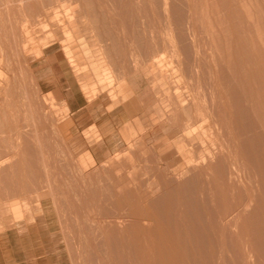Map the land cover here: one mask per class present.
<instances>
[{
	"label": "rangeland",
	"instance_id": "obj_1",
	"mask_svg": "<svg viewBox=\"0 0 264 264\" xmlns=\"http://www.w3.org/2000/svg\"><path fill=\"white\" fill-rule=\"evenodd\" d=\"M263 126L264 0H0V264H264Z\"/></svg>",
	"mask_w": 264,
	"mask_h": 264
},
{
	"label": "bare ground",
	"instance_id": "obj_2",
	"mask_svg": "<svg viewBox=\"0 0 264 264\" xmlns=\"http://www.w3.org/2000/svg\"><path fill=\"white\" fill-rule=\"evenodd\" d=\"M21 1V0H20ZM39 3V2H38ZM40 4H41V2H40ZM174 6V5H173ZM12 7H14V8H17V7H15V5H12ZM30 7H31V5H30ZM35 7V6H34ZM3 8V7H2ZM18 8H19V6H18ZM14 9L16 12H17V10L19 11V9ZM22 8V7H21ZM40 8V7H39ZM23 9V8H22ZM5 10V9H4ZM31 10V9H30ZM176 10V9H175ZM6 11V10H5ZM9 11H12V12H14L13 11V9L11 10H9ZM9 11H8V13H9ZM4 12V11H3ZM15 12V13H16ZM25 12V11H24ZM5 14L4 15H6V14H8L7 13V11L6 12H4ZM15 13H14V15H15ZM44 14V13H43ZM10 15V14H9ZM8 15V16H9ZM11 15H12V13H11ZM10 15V16H11ZM14 15H12V16H14ZM16 15H18V13L16 14ZM15 15V16H16ZM166 15V14H165ZM11 16V17H12ZM13 17V18H15L16 19V17ZM40 16V15H39ZM43 16V15H42ZM195 16V15H194ZM2 17V16H1ZM10 17V18H11ZM41 17V16H40ZM12 18V20H14ZM42 18V17H41ZM239 18V17H238ZM3 19V18H2ZM246 19V18H245ZM11 20V21H12ZM31 20V19H30ZM6 22V21H5ZM12 23V22H11ZM252 24V23H251ZM245 25V24H244ZM233 26V25H232ZM6 27V26H5ZM244 27V26H243ZM251 27V26H250ZM193 28V27H192ZM238 28V27H237ZM21 29V28H20ZM249 29V28H248ZM14 30V29H13ZM23 30V29H22ZM15 31H17V29H15L13 32H15ZM74 31V30H73ZM12 32V31H11ZM12 32V33H13ZM29 32H31L30 30H29ZM250 32V31H249ZM248 32V33H249ZM16 33V32H15ZM26 33H28L27 31H26ZM66 33V32H65ZM246 33V32H245ZM18 35H20V34H18ZM16 37V36H15ZM22 37V36H21ZM69 37V36H68ZM248 37V36H247ZM246 38V37H245ZM218 42V41H217ZM21 43V42H20ZM19 43V44H20ZM191 43V42H190ZM245 44V43H244ZM247 44V43H246ZM250 44H251V40H250ZM21 46V45H20ZM246 46V45H245ZM192 47V46H191ZM65 48V47H64ZM183 48V47H182ZM241 48V47H240ZM71 49V48H70ZM204 49V48H203ZM249 49V48H248ZM2 50V49H1ZM72 50V49H71ZM244 50V49H243ZM247 50V49H246ZM26 51V50H25ZM193 51V50H192ZM214 51V50H213ZM251 51V50H250ZM72 51H68V49H67V55H68V57H69V61H70V63H72L73 64V62H75L76 60L75 59H73L74 57L71 55L72 53H71ZM246 52V51H245ZM244 53V52H243ZM175 54V53H174ZM4 55V54H3ZM19 56V55H18ZM206 56V55H205ZM24 57V56H23ZM208 58V57H207ZM26 59V58H25ZM24 59V60H25ZM154 59H156V58H154ZM5 61V60H4ZM160 61V60H159ZM162 61V60H161ZM25 62H27V61H25ZM82 63V62H81ZM158 63V62H157ZM161 64H159V66H160ZM73 66V65H72ZM76 66V65H75ZM108 67V66H107ZM220 67V66H219ZM78 68V67H77ZM102 68L104 69V70H102ZM102 68L100 67L99 69H101L102 71L101 72H98V71H96V73L95 74H97V76H101V75H105V76H109L110 77V74H111V71L109 72V69L107 68V69H105L103 66H102ZM75 69V68H74ZM49 70V69H48ZM77 70V69H76ZM50 71V70H49ZM48 71V72H49ZM114 74V73H113ZM165 75V74H164ZM96 76V75H95ZM104 76V77H105ZM102 77V76H101ZM114 77V76H113ZM112 78V77H111ZM110 78V79H111ZM106 79V78H105ZM108 79V78H107ZM204 80V79H203ZM100 81H101V79H100ZM108 82H110V81H108ZM85 88H87V86H84ZM83 87V88H84ZM165 87V86H164ZM167 88V87H166ZM166 88H164V89H166ZM123 92V91H122ZM93 93L95 94V92L93 91ZM225 93V92H224ZM88 94H90V93H88ZM94 94H93V96H94ZM173 95H175V94H173ZM237 95V94H236ZM252 96V95H251ZM208 97V96H207ZM47 98V97H46ZM223 98V97H222ZM99 99V98H98ZM104 99V98H103ZM119 99V98H118ZM92 101V100H91ZM190 101H191V99H190ZM187 102H188V98L186 97V96H180L178 99H177V101H176V103L174 104L175 105V107L173 108V111H172V113H174V115H176V116H178V113H179V116H180V114L182 113L181 111H180V109H182V111H183V113H184V118L182 117V120L180 121L179 120V118L177 117L176 118V121L174 122V124H175V127H174V129H175V134H176V136H175V138L173 139V138H171V139H173L172 141H174L176 144H177V142H183L184 140V138H192V135H196L197 133H196V129L197 128H200V127H198V125L199 124H201V127H202V125L208 120V118H209V116L208 115H206L204 112H201L200 114H199V117H197V116H195L193 113H192V109H191V106H189V108H184L185 106H186V104H187ZM191 103V102H190ZM227 103V102H226ZM161 104V103H160ZM50 105V104H49ZM171 105H173V104H171ZM196 105V104H195ZM187 106H188V104H187ZM43 107V106H42ZM196 107V106H195ZM44 108H45V106H44ZM168 108V107H167ZM166 108V109H167ZM198 108H200V106L199 107H197V109ZM243 108V107H242ZM196 109V110H197ZM203 109V108H202ZM45 110H46V108H45ZM199 110V109H198ZM229 110V109H228ZM44 111V110H43ZM167 111V110H166ZM200 111H202V110H200ZM203 111H204V109H203ZM199 113V112H198ZM232 113V112H231ZM167 115V114H166ZM169 115V114H168ZM170 117V116H169ZM259 117V116H258ZM53 118V117H52ZM166 118V117H165ZM53 120V119H52ZM51 120V121H52ZM55 121H57V120H55ZM54 121V122H55ZM167 123V122H166ZM184 123V124H183ZM180 124H182V126L180 125ZM53 125V124H52ZM54 126V125H53ZM264 127V126H263ZM54 128V127H53ZM173 128V127H172ZM205 129V128H204ZM196 130V131H195ZM235 130V129H234ZM184 131V133H183V135H181L180 136V134L182 133ZM36 132H37V130H36ZM173 132H174V130H173ZM202 132V131H201ZM204 132H207V131H204ZM220 132V131H219ZM247 132V131H246ZM205 135V134H204ZM212 135V134H211ZM223 135V134H222ZM182 137V138H181ZM184 137V138H183ZM207 138V137H206ZM210 139V138H209ZM213 140H215V138L213 139ZM171 141V142H172ZM203 141V140H202ZM201 141V142H202ZM212 141V140H211ZM237 141V140H236ZM205 142V141H204ZM203 142V143H204ZM227 142V141H226ZM199 144V143H198ZM244 144V143H243ZM248 144V143H247ZM200 145V144H199ZM235 145V144H234ZM167 148V147H166ZM185 148V147H184ZM126 150V149H125ZM167 150V149H166ZM208 151V150H207ZM244 151V150H243ZM246 151V150H245ZM157 152H158V150H157ZM183 153H185L184 152V150L182 151ZM234 152V151H233ZM247 152V151H246ZM159 153V152H158ZM161 153V152H160ZM249 153V152H248ZM118 154H120V153H114L113 155H111L110 156V158L108 159V162L107 163H109L111 166H113V162H114V160H117V159H119L120 158V156L118 155ZM186 154V153H185ZM221 154V153H220ZM231 154V153H230ZM226 155V154H225ZM237 155V154H236ZM186 156V155H185ZM218 156V155H217ZM245 156H246V154H245ZM163 157V156H162ZM225 157V156H224ZM244 157V156H243ZM187 158V157H186ZM205 158V157H204ZM226 158V157H225ZM232 158V157H231ZM153 159V158H152ZM156 159H158V158H156ZM160 160V159H159ZM158 160V161H159ZM183 160V159H182ZM196 160V159H195ZM238 160V159H237ZM156 161V160H155ZM157 161V162H158ZM186 161H187V159H186ZM247 161V160H246ZM154 162V161H153ZM160 162V161H159ZM192 162V161H191ZM200 163V162H199ZM225 163V162H224ZM159 164V163H158ZM161 164V163H160ZM168 166L167 167H164V169H163V171H167L168 170V168H170L169 166H173V164L170 162V163H166ZM215 164V163H214ZM226 164V163H225ZM236 164V163H235ZM163 165V164H162ZM187 165V164H186ZM231 165V164H230ZM229 165V166H230ZM227 166V165H226ZM232 166H235V165H232ZM237 166H239L238 164H237ZM135 167V166H134ZM166 168H167V170H166ZM190 168V167H189ZM199 168H200V165H199ZM207 168V167H206ZM230 168V167H229ZM235 168H236V166H235ZM238 168V167H237ZM49 169V168H48ZM175 169V168H174ZM173 168H172V171H175ZM220 169V168H219ZM223 168H221V170H222ZM162 170V168L160 167V171ZM242 170V169H241ZM255 170V169H254ZM168 171H170V169L168 170ZM188 171H190L189 169H188ZM205 172V171H204ZM218 172V171H217ZM174 173V172H173ZM189 173V172H188ZM219 173V172H218ZM225 173V172H224ZM237 173L239 174V172H236V170H233V168L231 167L230 168V170H229V172H228V179H229V182H230V186H232L233 187V189L235 188V184L237 183V181H238V176H237ZM170 174H172V173H170ZM202 174V173H201ZM204 174V173H203ZM202 174V175H203ZM241 174V173H240ZM208 175V174H207ZM225 176H227V174L225 175ZM241 176V175H240ZM180 177H181V175H180ZM183 177V176H182ZM203 177V176H202ZM206 177V176H205ZM211 177V176H210ZM179 178V177H178ZM204 179V178H203ZM202 179V180H203ZM171 180V179H170ZM195 180V179H194ZM172 181V180H171ZM213 182V181H212ZM229 182H228V185H229ZM239 182V181H238ZM204 183V182H203ZM203 183H202V185H203ZM206 184V183H205ZM204 184V185H205ZM214 185V184H213ZM207 186V185H206ZM253 186V185H252ZM213 187V186H212ZM245 187V186H244ZM238 188V187H237ZM247 188V187H246ZM252 188V187H251ZM254 188V187H253ZM216 189V188H215ZM201 190V189H200ZM213 190V189H212ZM236 190V189H235ZM247 190V189H246ZM209 191V190H208ZM215 191V190H214ZM227 191V190H226ZM244 191V190H243ZM256 191V190H255ZM201 192H202V190H201ZM203 192H204V190H203ZM202 192V193H203ZM206 192V191H205ZM204 192V193H205ZM153 193V192H152ZM152 193H150L149 191H141L140 190V192H138L134 197H135V199H137L136 201H141V200H143V201H146L147 202V200H149L150 199V197H153L152 195ZM203 193V194H204ZM212 193V192H211ZM250 193V192H249ZM199 194H200V191H199ZM202 194V195H203ZM208 196V195H207ZM247 196H248V194H247ZM201 197V196H200ZM239 197V196H238ZM246 198V197H245ZM116 199V198H115ZM135 199H134V201H135ZM194 199H196V198H194ZM133 200V199H132ZM151 200V199H150ZM191 200V199H190ZM131 201V200H130ZM129 200H124V204L125 205H131V203H129L130 202ZM142 202V201H141ZM252 202H253V198H252V196H248V198L247 199H243V198H237V200L236 201H234V204H233V207H230L222 216L220 215V224L222 225V227H228V226H231V225H234L235 224V226H236V224L238 223V221H239V219L241 218V216L245 213V212H247L250 208H251V206H252ZM233 203V202H232ZM134 204V203H133ZM132 204V205H133ZM115 205V204H114ZM120 205V204H119ZM118 205V206H119ZM139 205V204H138ZM144 205V204H143ZM143 205H142V208H144L143 207ZM166 205V204H165ZM173 205V204H172ZM136 206V205H135ZM180 206V205H179ZM215 206V205H214ZM130 207V206H129ZM171 206H169V208H170ZM123 208V207H122ZM126 208H128V207H126ZM133 207H131V209H132ZM134 208H136V207H134ZM218 209V208H217ZM133 210V209H132ZM147 210V209H146ZM219 210V209H218ZM104 211V210H103ZM250 211V210H249ZM113 213V212H112ZM131 213V212H130ZM133 213V212H132ZM145 213H146V211H145ZM144 212H141L140 211V209L138 210V212L136 213V214H133V218H134V221L133 222H131V227H132V229H134L135 231H136V233L137 232H139V231H143L144 230V228L147 226V223H145V222H147V216H146V214H145ZM210 214V213H209ZM106 215V214H105ZM121 214H119V218L121 217L120 216ZM213 214L211 213V215L210 216H212ZM216 215H218V214H216ZM251 215V214H250ZM115 216V215H114ZM123 216V215H122ZM213 216H215V215H213ZM111 217V216H110ZM116 217H118V216H116ZM126 217H129L128 215H126ZM189 217V216H188ZM217 217V216H216ZM116 219L115 217L114 218H112V220L110 221L111 222V224H117V225H126V222L128 221V218H127V221H120V219ZM122 219H123V217H121ZM125 218V217H124ZM167 218V217H166ZM213 218V217H212ZM33 219V218H32ZM214 219V218H213ZM124 220H126V219H124ZM214 220H216V218L214 219ZM214 220H210L211 221V223H209L208 221V223L209 224H211L212 225V222L214 223L215 221ZM218 220V219H217ZM171 221V220H170ZM99 222V221H98ZM166 222V221H165ZM217 222V221H216ZM219 222V221H218ZM219 224V225H220ZM247 224H248V222H247ZM219 225H217V226H219ZM213 226H216V225H213ZM125 227H127V228H125ZM167 227H170V226H168L167 225ZM207 227H209V226H207ZM211 227V226H210ZM238 227V226H237ZM94 228V227H93ZM180 228V227H179ZM214 228V227H213ZM119 229V234H122V236H124L123 235V233L124 232H126V231H128L129 229H128V226L126 225V226H124V229L123 230H121L120 228H118ZM128 229V230H127ZM168 229V228H167ZM220 229H221V227H220ZM210 230H213V232L215 233V232H217V231H215V229H212V228H210ZM209 230V234H210V231ZM219 230V229H218ZM252 230V229H251ZM222 231V230H221ZM256 231V230H255ZM206 232V231H205ZM220 232V231H219ZM222 233V232H221ZM255 233V232H254ZM116 234V233H115ZM205 234V233H204ZM259 234V233H258ZM93 235V234H92ZM206 235V234H205ZM204 235V236H205ZM213 234L211 233V236H212ZM216 235V234H215ZM215 235H213L214 236V239H216L215 241H217L218 239L217 238H215ZM119 236V235H118ZM168 236V235H167ZM218 236V235H217ZM255 236V235H254ZM126 237V236H125ZM143 237V236H142ZM181 237V236H180ZM208 237H209V235H208ZM257 237V236H256ZM124 237H121V239H120V243H122V244H124L125 243V240L123 239ZM127 238V237H126ZM132 238V237H131ZM137 238V237H136ZM206 238V237H205ZM98 239V238H97ZM207 239V238H206ZM213 239V238H212ZM130 240V239H129ZM202 240V239H201ZM208 240H211V237L210 238H208ZM220 240V239H219ZM223 240V239H222ZM133 241V240H132ZM131 241V242H132ZM134 241H136V240H134ZM156 241V240H155ZM214 241V240H213ZM212 241V242H213ZM214 241V242H215ZM206 242V241H205ZM225 242V241H224ZM233 242V241H232ZM128 243V242H127ZM135 243H137V242H135ZM135 243H133V244H135ZM171 243V242H170ZM191 243H195L194 241L193 242H191ZM207 243V242H206ZM215 243H217V244H219L218 243V241L217 242H215ZM256 243V242H255ZM263 243V242H262ZM129 244V243H128ZM144 244V243H143ZM174 244V243H173ZM209 244V243H208ZM167 245V244H166ZM193 245V244H192ZM203 245V247L205 246V244H202ZM220 245V244H219ZM222 245V244H221ZM220 245V248L222 247ZM120 246H121V244H120ZM129 246V245H128ZM199 246V245H198ZM209 246V245H208ZM216 246V245H215ZM257 246V245H256ZM127 247V246H126ZM134 247V246H133ZM195 247V246H194ZM193 247V248H194ZM210 247V246H209ZM121 247H119L118 249H120ZM158 248V247H157ZM174 248V247H173ZM192 248V249H193ZM202 248V247H201ZM211 248V247H210ZM218 248V247H217ZM123 249V248H122ZM127 249V248H126ZM195 249V248H194ZM197 249V248H196ZM200 249V248H199ZM204 249V248H203ZM124 250V249H123ZM122 250V251H123ZM208 250V247H207V249H206V251ZM210 250V249H209ZM217 250V249H216ZM260 250V249H259ZM121 251V250H120ZM119 251V252H120ZM121 251V252H122ZM194 251V253H195V251L196 250H193ZM120 252V253H121ZM170 252V251H169ZM212 252V251H211ZM197 253V252H196ZM212 253H214V252H212ZM230 253V252H229ZM178 254V253H177ZM123 255V254H122ZM180 255V254H179ZM212 255V254H211ZM163 256V255H162ZM170 257V256H169ZM232 257V256H231ZM179 258V257H178ZM185 258V257H184ZM190 258V257H189ZM211 258H212V256H211ZM239 258V257H238ZM237 258V259H238ZM242 258V257H241ZM143 259V258H142ZM166 259V258H165ZM202 259V258H201ZM221 259V258H220ZM114 260V259H113ZM126 260V259H125ZM154 260V259H153ZM213 260V259H212ZM215 260V259H214ZM167 261H168V259H167ZM207 261V260H206ZM142 262V261H141ZM186 263V262H185ZM213 263V262H212ZM219 263V262H218ZM144 264H145V262H144ZM168 264V263H167ZM170 264H172V263H170ZM179 264V263H178ZM183 264V263H182ZM194 264V263H193ZM210 264V263H209Z\"/></svg>",
	"mask_w": 264,
	"mask_h": 264
},
{
	"label": "crops",
	"instance_id": "obj_3",
	"mask_svg": "<svg viewBox=\"0 0 264 264\" xmlns=\"http://www.w3.org/2000/svg\"><path fill=\"white\" fill-rule=\"evenodd\" d=\"M72 105H73V104L69 103V108H70V110H72Z\"/></svg>",
	"mask_w": 264,
	"mask_h": 264
}]
</instances>
